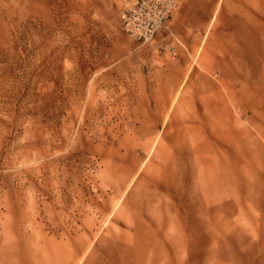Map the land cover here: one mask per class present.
I'll return each instance as SVG.
<instances>
[{"label":"rangeland","instance_id":"1","mask_svg":"<svg viewBox=\"0 0 264 264\" xmlns=\"http://www.w3.org/2000/svg\"><path fill=\"white\" fill-rule=\"evenodd\" d=\"M256 6L250 44L196 50L165 97L126 0H0V264H264Z\"/></svg>","mask_w":264,"mask_h":264},{"label":"crops","instance_id":"2","mask_svg":"<svg viewBox=\"0 0 264 264\" xmlns=\"http://www.w3.org/2000/svg\"><path fill=\"white\" fill-rule=\"evenodd\" d=\"M239 1L237 5L234 0H182L162 31L148 44L142 42V45L140 42L137 56L140 66L150 69L148 82L153 80L155 84L161 81L159 88L165 92L163 96L171 97L187 80V66L196 50L199 53L205 45H208L209 50H240L245 48L242 46L244 43L250 44V39L243 34L247 32L255 37L256 0ZM232 5L236 11L230 8ZM218 16L223 18L221 31L209 42L208 35ZM172 47L177 53L176 62L161 65V61L167 59L168 49L171 51ZM220 62L223 64V61ZM165 81L171 83L170 88L161 87ZM154 87L157 88L156 84ZM170 91L172 93H166Z\"/></svg>","mask_w":264,"mask_h":264},{"label":"built area","instance_id":"3","mask_svg":"<svg viewBox=\"0 0 264 264\" xmlns=\"http://www.w3.org/2000/svg\"><path fill=\"white\" fill-rule=\"evenodd\" d=\"M127 9L121 14L122 27L129 35L151 42L165 27L178 0H126Z\"/></svg>","mask_w":264,"mask_h":264}]
</instances>
